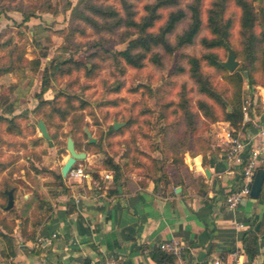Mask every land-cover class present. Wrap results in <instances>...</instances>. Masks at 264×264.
Here are the masks:
<instances>
[{"label":"rangeland","instance_id":"1","mask_svg":"<svg viewBox=\"0 0 264 264\" xmlns=\"http://www.w3.org/2000/svg\"><path fill=\"white\" fill-rule=\"evenodd\" d=\"M93 1L113 5L125 17L121 0ZM128 1L139 20L145 4L153 0ZM193 1L180 0L179 7L188 12ZM212 1L202 0V28L192 45L171 55L157 48L162 66L146 60L140 69L122 64L124 70L120 73L112 63V55L126 49L129 40L135 37L134 29L121 25L113 31H97L83 18L82 13L90 14L88 0H0V233H12L16 224L15 215L5 209L8 203L5 191L14 189V210L27 200L29 192L58 185L57 175L69 155L66 148L69 136L73 137L77 150L88 155V159L76 164L86 173L98 174L103 168L108 169V160L115 157L122 159L128 169L144 174L152 166L149 157L161 156L153 150L161 126L172 128L169 133L172 138L187 129L182 110L177 108L188 98L197 115L194 149L213 137V123L217 120L206 119L197 107L203 96L190 77L188 57H201L211 51L222 64L228 60L227 47H231L237 52L236 69L247 62L240 34L241 11L233 0L228 1L225 14L233 21L229 45L210 50L202 45L203 37L212 36L207 26ZM255 7L262 13L264 0L255 1ZM170 9L161 10L162 19L155 29ZM26 15H30L28 20ZM188 23V17L179 23L170 40L175 41ZM95 42L100 43L99 47H92ZM70 59L84 66L72 63L61 66ZM201 68L228 104L233 85L227 76L236 69L224 71L206 60H201ZM45 69L49 78L43 91ZM254 75L264 82L262 72L256 71ZM247 99L249 84L245 80L243 104ZM209 102L216 115L223 118L224 108L213 100ZM58 107L70 113L63 118ZM40 119L47 126L50 140L38 128ZM114 121L125 124L111 130ZM90 138L96 141L92 143Z\"/></svg>","mask_w":264,"mask_h":264},{"label":"crops","instance_id":"2","mask_svg":"<svg viewBox=\"0 0 264 264\" xmlns=\"http://www.w3.org/2000/svg\"><path fill=\"white\" fill-rule=\"evenodd\" d=\"M249 100V120L237 130L227 121L213 123L210 149L186 152V167L176 178L177 170H170L168 184L114 157L122 167L116 176L106 168L86 177L61 175L58 185L29 192L14 208L13 232L0 233V264H104L108 257L123 264H209L215 258L264 264V182L258 197L250 195L236 209L226 202L241 176L221 136L230 127L247 141L261 139L264 84L249 86ZM258 171L264 172V161ZM167 242H177L180 254L161 249ZM161 251L172 260L160 263L153 254Z\"/></svg>","mask_w":264,"mask_h":264},{"label":"trees","instance_id":"3","mask_svg":"<svg viewBox=\"0 0 264 264\" xmlns=\"http://www.w3.org/2000/svg\"><path fill=\"white\" fill-rule=\"evenodd\" d=\"M229 0H213L207 14V26L212 34L211 37H203L202 45L207 49L217 47H226L229 45L231 27L233 24L232 18H226L227 3ZM235 5L240 9V34L242 44L244 46L243 57L247 64L229 73L227 78L233 85V93L228 98L226 104L225 99L218 92L209 77L203 73L201 68V60H206L211 66L226 70L221 64L217 54L214 52H206L201 57L189 56L188 63L190 65V77L197 84L198 92L203 96L199 99L197 107L206 119L211 121H227L237 130L243 122V83L247 80L250 87L264 82L258 80L254 72L260 71L264 76V8L262 13L255 7L257 0H233ZM180 0H153L144 6V14L139 20L135 19V11L132 2L121 0L125 17L122 16L120 10L113 5H103L88 0V10L90 14H83V18L97 31H113L121 25L134 29V38L130 39L126 49L117 51L112 55V63L115 65L117 72H123L122 64L135 69L144 67L146 60H150L157 66H162V56L156 50L161 48L167 54H173L175 51H180L182 48L192 45L202 28L201 4L202 0H194L188 6V12L179 7ZM171 8L165 20L155 29L156 24L162 19L161 10ZM96 17V18H95ZM189 18L187 27L178 33L175 41L170 40V35L173 34L184 19ZM30 15H26L25 20H28ZM259 28V30H257ZM100 43L95 42L92 47H99ZM236 52V51H235ZM237 53V52H236ZM94 55V53L92 54ZM68 63L73 65L84 66L81 62H76L73 59L64 60L61 66ZM63 66V67H64ZM120 67V68H119ZM96 68V66H95ZM119 68V69H118ZM93 70V68L91 69ZM184 71L183 68H180ZM10 71V68H7ZM90 72V71H89ZM246 73V75H245ZM43 91L48 87V69H45L43 76ZM70 100V99H68ZM209 100L215 101L224 108L223 118L216 115ZM70 102V101H69ZM59 109V114L65 118L70 112L64 108ZM182 115L185 117L187 129L181 135L169 136L172 128L163 124L161 126V135L153 146V150L160 152V157H149L151 160V168L145 170L144 175L149 178H155L157 183L168 184L170 182L169 171L176 169L178 173H172V177H178L181 170L186 167L184 162V154L189 152L192 155L207 152L210 149L208 141L203 145H199L194 149L196 142L195 129L196 113L190 107L188 98L180 104ZM160 111V110H159ZM162 111L160 114H162ZM164 116V114H162ZM163 118V117H161ZM113 126L111 130H113ZM159 136V134H158ZM76 144V143H75ZM77 146V145H76ZM77 164V163H76ZM107 168L118 175L121 170V164L117 163L114 158L108 160ZM59 180H63L61 174L57 176ZM14 213L13 209L9 210ZM153 256L163 263L166 260H172L173 256L164 251L154 253ZM84 264H92L90 259H86Z\"/></svg>","mask_w":264,"mask_h":264},{"label":"built area","instance_id":"4","mask_svg":"<svg viewBox=\"0 0 264 264\" xmlns=\"http://www.w3.org/2000/svg\"><path fill=\"white\" fill-rule=\"evenodd\" d=\"M251 102L245 100L242 112L243 121L249 120V110ZM261 137L256 143L245 140L238 132L230 127H225L221 136L222 145L226 149V158L232 165H237L240 168L241 180L239 185L226 197L227 205L230 209H236L239 204L251 195L252 184L255 175L261 163L264 161V127L259 131ZM71 176L86 177L87 173L80 165L75 164L70 172ZM242 226V224H238ZM161 249L179 255L181 247L177 242H167L161 244ZM104 264H123L120 260L108 257ZM209 264H256L253 261L241 260L239 258L232 261H224L221 258H215Z\"/></svg>","mask_w":264,"mask_h":264},{"label":"water","instance_id":"5","mask_svg":"<svg viewBox=\"0 0 264 264\" xmlns=\"http://www.w3.org/2000/svg\"><path fill=\"white\" fill-rule=\"evenodd\" d=\"M227 49H228V60L223 62L222 64L229 71H234L239 65V61L237 60V54L233 48L227 47ZM245 75H246V73H245ZM124 124L125 123H123V122L114 121L113 127L115 130H117L119 127L123 126ZM38 128H39L42 136L45 139H47V140L51 139V136L49 134V131L47 129V126H46L44 120L40 119L38 121ZM85 130L87 132V135L89 137H91V132L87 128ZM95 141H96L95 138H90V142L93 143ZM66 148H67L69 155L61 167V175L63 177H66L68 175V173L70 172L72 167L78 161L84 160L87 157L86 152L77 150L75 141H74L72 136H69L67 138ZM205 172H206L207 176H210L209 170H206ZM263 182H264V172L263 171H257L255 178H254V182L252 184V189H251V196L252 197H258L260 195V192H261V189L263 186ZM5 192L8 195V203H7V206L5 209L10 210L13 208L14 203H15L14 189L12 188L10 190H6Z\"/></svg>","mask_w":264,"mask_h":264}]
</instances>
